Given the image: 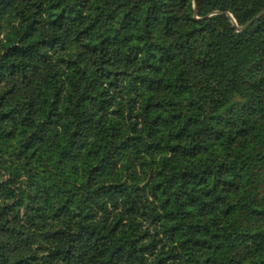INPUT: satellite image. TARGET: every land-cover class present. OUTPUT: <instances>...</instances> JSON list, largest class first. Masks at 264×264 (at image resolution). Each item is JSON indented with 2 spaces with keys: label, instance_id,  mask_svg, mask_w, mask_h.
I'll return each mask as SVG.
<instances>
[{
  "label": "trees",
  "instance_id": "trees-1",
  "mask_svg": "<svg viewBox=\"0 0 264 264\" xmlns=\"http://www.w3.org/2000/svg\"><path fill=\"white\" fill-rule=\"evenodd\" d=\"M0 264H264V0H0Z\"/></svg>",
  "mask_w": 264,
  "mask_h": 264
}]
</instances>
